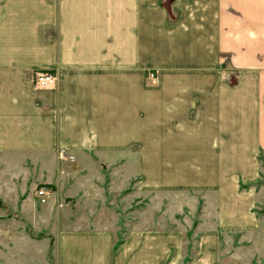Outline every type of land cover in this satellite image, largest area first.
<instances>
[{
    "label": "crops",
    "instance_id": "obj_1",
    "mask_svg": "<svg viewBox=\"0 0 264 264\" xmlns=\"http://www.w3.org/2000/svg\"><path fill=\"white\" fill-rule=\"evenodd\" d=\"M262 149L264 0H0L3 157L52 167L65 151L82 173L127 161L148 192L231 200ZM153 222L119 244L109 225L62 230L60 264H184L179 233Z\"/></svg>",
    "mask_w": 264,
    "mask_h": 264
},
{
    "label": "rangeland",
    "instance_id": "obj_2",
    "mask_svg": "<svg viewBox=\"0 0 264 264\" xmlns=\"http://www.w3.org/2000/svg\"><path fill=\"white\" fill-rule=\"evenodd\" d=\"M68 161L60 151L52 167L35 157L0 154V264H60L62 230L109 225L118 229L119 244L131 226L149 224L152 215L156 227L179 233L184 264H264L263 149L253 161L255 172L235 173L231 200L221 189L148 192L141 169L127 161L123 168L89 167L85 173ZM41 186L54 191L44 203L36 196Z\"/></svg>",
    "mask_w": 264,
    "mask_h": 264
},
{
    "label": "built area",
    "instance_id": "obj_3",
    "mask_svg": "<svg viewBox=\"0 0 264 264\" xmlns=\"http://www.w3.org/2000/svg\"><path fill=\"white\" fill-rule=\"evenodd\" d=\"M148 76L152 83L155 84L158 82L159 77L155 71H150ZM56 81L57 75L53 72L43 71L36 76V82L41 87H51L56 84ZM61 154L63 157L67 156L65 151H62ZM67 159L73 161L74 156L69 155L67 156ZM36 196L40 198L41 202L44 203L54 196V191L49 186H41L39 189L36 190Z\"/></svg>",
    "mask_w": 264,
    "mask_h": 264
},
{
    "label": "water",
    "instance_id": "obj_4",
    "mask_svg": "<svg viewBox=\"0 0 264 264\" xmlns=\"http://www.w3.org/2000/svg\"><path fill=\"white\" fill-rule=\"evenodd\" d=\"M0 205H1V201H0Z\"/></svg>",
    "mask_w": 264,
    "mask_h": 264
}]
</instances>
